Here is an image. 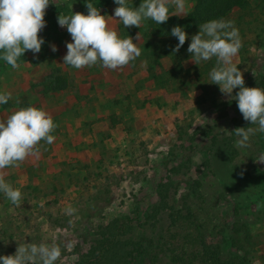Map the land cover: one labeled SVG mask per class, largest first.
I'll return each mask as SVG.
<instances>
[{
	"label": "rangeland",
	"instance_id": "rangeland-1",
	"mask_svg": "<svg viewBox=\"0 0 264 264\" xmlns=\"http://www.w3.org/2000/svg\"><path fill=\"white\" fill-rule=\"evenodd\" d=\"M86 2L141 49L123 68L90 67L101 70L98 84L113 76L121 82L113 92L103 87L112 94L104 110L118 131H101L74 148L67 138V153L41 162L49 172L40 187L33 184L34 156L3 170L22 200L17 207L0 193V255L14 254L23 241L57 244L55 264H264V208H256L264 204V163L255 162L264 153V133L252 134L247 147L236 145L235 128L256 126L211 83L215 58L192 62L187 48L199 27L185 29L192 20L234 21L242 47L233 62L246 87L264 89V0H185L183 11L169 4L166 22L148 19L139 28L114 18V0H50L40 52L26 51L18 70L0 60V92L11 93L0 119L33 106L32 90L76 79L75 68L63 64L72 41L57 17L87 14ZM174 26L188 35L176 53ZM23 96L27 101L17 103ZM92 150L88 161L82 152ZM69 205L72 215L64 211Z\"/></svg>",
	"mask_w": 264,
	"mask_h": 264
},
{
	"label": "clouds",
	"instance_id": "clouds-1",
	"mask_svg": "<svg viewBox=\"0 0 264 264\" xmlns=\"http://www.w3.org/2000/svg\"><path fill=\"white\" fill-rule=\"evenodd\" d=\"M114 3L118 5L114 9V18H118L124 27L137 28L148 19L157 24L166 22L169 4L180 11L185 8V0H142L138 8L130 7L128 0H114ZM49 4L50 0H0V60L12 69L21 67L18 60L26 51H31L34 56L40 52L44 40L39 33L45 27L44 16ZM85 6L87 14L71 10L69 14L60 12L57 17L58 25L66 27L72 41L66 43L63 64L75 69L100 66L116 70L141 56V49L131 37L121 38L91 2H86ZM171 35L178 39L172 49L176 53L188 35L181 26L172 27ZM50 47L53 52L57 51L55 45ZM241 47L242 40L234 21L212 19L202 23L199 31L191 36L187 52L196 65L215 58V66L209 72L211 83L235 100L243 119L256 126L237 127L232 131L238 137L236 145L244 148L252 134L264 133V89L245 86L243 73L233 62ZM237 88L239 90L233 96V90ZM9 99L11 93L0 92V105ZM57 127L47 111L32 105L15 108L5 119H0V193L12 205H21L22 193L5 180L3 170L18 167L28 157L37 156L42 141L45 144L54 142L52 133ZM255 162L264 163V153ZM256 208L259 211L264 204H257ZM64 211L72 215L76 209L69 205ZM60 256L61 249L55 243L19 241L14 254L0 255V264H55Z\"/></svg>",
	"mask_w": 264,
	"mask_h": 264
},
{
	"label": "crops",
	"instance_id": "crops-1",
	"mask_svg": "<svg viewBox=\"0 0 264 264\" xmlns=\"http://www.w3.org/2000/svg\"><path fill=\"white\" fill-rule=\"evenodd\" d=\"M66 70L64 68L62 71ZM103 71H105V68L102 69ZM75 72H77L76 79L72 77L71 80L66 81L65 84L56 89L48 83L45 89L39 87L31 91L35 97L33 106L47 111L58 126L52 133L55 136L54 142L52 144H45L42 141L39 154L34 156L35 162H31L32 166H30L38 170H36L38 176L33 178L35 187L41 186L42 177L46 172H49L45 171L41 162H44V160L46 162L53 156L67 153L66 149H64L68 146L66 142L67 138L71 139L74 148L80 144H88L91 136L100 134L101 131H115V128L118 131V122L112 118L114 117L113 114L104 110V104L112 95L107 93L113 92L115 88L118 89V83L121 86V82L116 80V76H113L105 84L104 82L98 84L96 80L97 74L101 75V70H98L96 74V71H93L89 67L75 69ZM103 87L106 88L107 93L105 89L103 90ZM18 88L19 86L17 85ZM24 98L25 96L17 98L16 102L19 101V104H22L27 101ZM104 126L106 127L103 129L102 127ZM94 152L92 150L89 153L82 152V154L86 153L89 161V155L95 154Z\"/></svg>",
	"mask_w": 264,
	"mask_h": 264
},
{
	"label": "trees",
	"instance_id": "trees-1",
	"mask_svg": "<svg viewBox=\"0 0 264 264\" xmlns=\"http://www.w3.org/2000/svg\"><path fill=\"white\" fill-rule=\"evenodd\" d=\"M193 19H194V18H193ZM199 25H200V24H197L195 21L192 20V21L189 23V26H188L190 29H189V28H185V29H186V30H191V29H194L195 27H196V28L199 27ZM198 29H199V28H198ZM197 32H198V31H195V33H197ZM186 57H187V56H186ZM171 58H174V56L172 55ZM54 89H56V88H54Z\"/></svg>",
	"mask_w": 264,
	"mask_h": 264
}]
</instances>
